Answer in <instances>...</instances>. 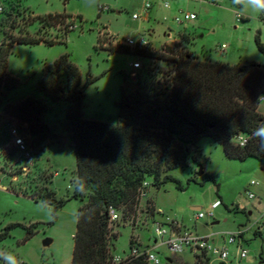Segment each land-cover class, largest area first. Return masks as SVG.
Here are the masks:
<instances>
[{"label": "rangeland", "instance_id": "rangeland-1", "mask_svg": "<svg viewBox=\"0 0 264 264\" xmlns=\"http://www.w3.org/2000/svg\"><path fill=\"white\" fill-rule=\"evenodd\" d=\"M20 1L27 14L36 18L67 14L72 20L65 26L52 23L53 26L44 29L48 39L57 41L56 44H17L8 56L9 79L16 83V87L11 91L4 90L7 98L3 106L30 96L42 100L47 111L41 121L52 130L53 136L35 139L34 162L27 170H22L25 161L5 158L0 153V234L9 228V236L0 242V264H72L77 215L81 207V202L72 198L74 183L78 179L77 158L70 139L71 129L65 124L67 104L63 101L53 103L39 90L45 65L70 54L81 73L82 84L92 81L85 89L83 117L115 124L122 91L127 93L136 88L132 65L138 59L126 52L132 49L116 43L145 38L152 48L160 51L173 39L192 54L214 63L264 65V53L256 43L258 37L264 45V22L260 18L263 1L247 0L245 3V0H239L240 6L234 0H224L220 4L208 0ZM146 4L151 5L149 14L143 9ZM136 14L141 15V19L135 20ZM184 14H195L197 18L178 24L175 19ZM34 22L30 28L28 25ZM18 23L21 28L29 27L32 32L42 28L38 20L27 19V16L21 17ZM66 29L68 33H65ZM185 32L192 34L189 46L181 41ZM14 34L19 35L17 31ZM224 45L225 50L222 49ZM141 60L143 65L150 63ZM150 65L167 68L158 61ZM260 110L264 114V101L260 103ZM63 138L68 141L64 142ZM197 146L201 165L190 160L189 167L169 173L180 181L184 191L172 182L157 189L151 185L153 179L150 178L145 201L151 200L167 216L186 229L211 237L218 246H222L224 239L232 234L244 231L243 238L229 246L228 260L224 263L214 261L213 264H264V161L228 159L222 146L209 137L202 138ZM201 166L203 174L199 175ZM37 171L50 179L48 187L59 199L68 200L57 212L56 219L52 206L36 202L26 192L28 183L37 178ZM249 193L255 198L251 199ZM216 201L222 204L214 211V218L196 219L197 213L207 215ZM141 219L144 223L139 227L127 222L111 226L110 236L117 234V239L110 240L111 255L125 257L129 254L133 237L142 248L153 249L162 264H168V259L176 264L199 263L188 249L173 255L160 244V240L156 245L152 215L144 212ZM258 230L260 235L256 234ZM47 240L51 243L45 246ZM239 248L248 252L246 258L237 256Z\"/></svg>", "mask_w": 264, "mask_h": 264}, {"label": "trees", "instance_id": "trees-1", "mask_svg": "<svg viewBox=\"0 0 264 264\" xmlns=\"http://www.w3.org/2000/svg\"><path fill=\"white\" fill-rule=\"evenodd\" d=\"M234 1L240 6L239 0ZM259 1H263L260 18L264 22V0ZM26 16L38 20L42 28L29 30L36 21L28 28H21L19 19ZM69 20L72 18L67 14L36 18L27 14L20 0L4 1L0 17V146L9 136L12 118L29 122L36 138L53 136L52 130L41 121L47 111L42 100L30 96L3 106L7 98L4 90L16 87L9 79L7 60L17 44H56L57 41L48 39L44 29L53 26L52 23L65 26ZM68 32L66 29L65 33ZM191 36L185 32L181 41L189 46ZM256 43L264 53L258 37ZM101 45L99 40V48ZM184 49L177 43L166 45L160 51L151 44L126 51L145 62H161L167 68L152 67L150 63L143 65L135 79L136 88L127 93L122 91L115 124L83 117L85 89L92 81L82 84L81 73L70 54L45 65L39 90L53 103L67 104L65 124L71 129L70 139L77 158L78 179L72 198L79 200L81 207L72 264L109 263L110 240L117 239V234L110 236L111 226L124 224L136 212L139 190L150 178L151 185L157 189L172 182L184 191L180 181L169 173L189 167L190 160L201 165L197 145L202 138L215 140L228 159L264 161V114L260 110L264 65L214 63ZM240 137L247 138L243 146ZM36 176L28 183L26 192L36 202L52 206L56 219L57 212L68 200L59 199L48 187L51 182L43 172L37 171ZM112 208L122 212V221L111 223ZM8 230L0 234V242L9 236ZM133 243L132 237L130 247ZM195 258L198 264H210L205 255H195ZM134 264L146 263L138 260ZM168 264L176 263L168 259Z\"/></svg>", "mask_w": 264, "mask_h": 264}, {"label": "built area", "instance_id": "built-area-1", "mask_svg": "<svg viewBox=\"0 0 264 264\" xmlns=\"http://www.w3.org/2000/svg\"><path fill=\"white\" fill-rule=\"evenodd\" d=\"M208 1L215 4H220L224 0ZM166 8H168V4L166 5ZM143 9L146 14H149L148 11L151 9V5L146 4ZM101 10L103 11L104 8H101ZM3 12L4 0H0V17L2 16ZM133 18L135 20H139L141 19V15L136 14ZM196 18L197 17L195 14H184L182 17H177L175 21L178 24H183L184 22L196 20ZM237 18L240 20L241 16L238 15ZM168 36L171 38L170 34ZM177 43L180 42L171 39L169 46H173ZM115 45L134 49L138 46H147L149 45V42L145 38H142L139 41L128 39L124 42H118ZM226 48V45L222 47L223 50ZM132 67L134 69L132 77L136 79L137 73L143 68L141 58L138 57L137 61L133 63ZM262 101H264V97H261L260 102ZM35 138L36 137L29 122L12 118L9 127V136L6 142L0 147V153L5 158L12 157L13 159L15 158L16 161H25L26 165L22 168V170H27L33 165L34 162ZM239 142L240 145L243 146L246 144L247 138L240 137ZM252 185H256V183H252ZM149 186L150 185L148 182H144L143 186L140 188L136 212L126 220L128 224L136 227L142 226L144 221L141 218L143 213L146 212L148 215L151 214L153 218L155 235L157 237L155 241L156 245H159L158 242L160 240V244L167 247V249L173 255L182 254L186 249H188L194 255H205L210 259L211 264H213L214 261H220L224 263L228 260L229 246L236 244L238 238H243L244 231H239L236 234H232L228 239H224V244L222 246H218L214 244L213 241H211V237L202 236L197 232L186 229L179 222L167 216L163 210L157 209L153 202L149 203L148 201H145L148 196ZM249 197L253 199L255 198V195L249 193ZM221 204L222 203L220 201H216L212 205L210 212L207 215L204 213H197L196 219H204L206 216L214 218V211L218 209ZM110 216L112 224L122 221L123 218L122 212L113 208L110 211ZM157 217L160 219H157ZM237 256L241 259H244L248 256V252L239 248ZM138 260H143L146 264H162L160 258L153 251V249L142 248L141 245H139L135 240L129 254H127L125 257L115 256L112 254L108 264H134Z\"/></svg>", "mask_w": 264, "mask_h": 264}, {"label": "water", "instance_id": "water-1", "mask_svg": "<svg viewBox=\"0 0 264 264\" xmlns=\"http://www.w3.org/2000/svg\"><path fill=\"white\" fill-rule=\"evenodd\" d=\"M63 141H64V142H65V141H68V138H63ZM202 174H203V167L201 166V167H200L199 175H202ZM50 243H51V240H47V241H45L44 245H45V246H48V245H50Z\"/></svg>", "mask_w": 264, "mask_h": 264}, {"label": "crops", "instance_id": "crops-1", "mask_svg": "<svg viewBox=\"0 0 264 264\" xmlns=\"http://www.w3.org/2000/svg\"><path fill=\"white\" fill-rule=\"evenodd\" d=\"M194 209H195V210H199V208H194ZM258 231H259V230H258ZM258 231H257V232H258ZM260 234H261V233H259V234L257 233V235H260Z\"/></svg>", "mask_w": 264, "mask_h": 264}, {"label": "clouds", "instance_id": "clouds-1", "mask_svg": "<svg viewBox=\"0 0 264 264\" xmlns=\"http://www.w3.org/2000/svg\"><path fill=\"white\" fill-rule=\"evenodd\" d=\"M245 3H247V0H245Z\"/></svg>", "mask_w": 264, "mask_h": 264}]
</instances>
